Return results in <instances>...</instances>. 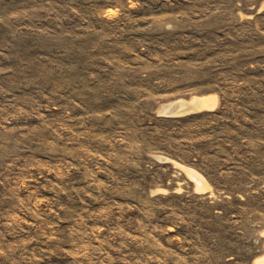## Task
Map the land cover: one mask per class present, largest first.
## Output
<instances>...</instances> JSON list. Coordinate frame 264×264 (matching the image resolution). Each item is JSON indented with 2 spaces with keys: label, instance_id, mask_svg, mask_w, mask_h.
Returning <instances> with one entry per match:
<instances>
[{
  "label": "rangeland",
  "instance_id": "374dc122",
  "mask_svg": "<svg viewBox=\"0 0 264 264\" xmlns=\"http://www.w3.org/2000/svg\"><path fill=\"white\" fill-rule=\"evenodd\" d=\"M0 264H264V0H0Z\"/></svg>",
  "mask_w": 264,
  "mask_h": 264
},
{
  "label": "bare ground",
  "instance_id": "6f19581e",
  "mask_svg": "<svg viewBox=\"0 0 264 264\" xmlns=\"http://www.w3.org/2000/svg\"><path fill=\"white\" fill-rule=\"evenodd\" d=\"M176 103V102H175ZM178 103V107L180 109H183L185 111V113H189V112H194V111H199V110H205V109H209L212 108L214 106V102L212 99H200V98H195L190 102H186V101H179ZM174 104V103H172ZM175 105V104H174ZM170 106V105H169ZM164 107H168L164 106ZM161 112V111H160ZM164 115V114H163ZM193 176L197 177V179L200 178L201 181V177L198 174H194ZM203 182V181H202Z\"/></svg>",
  "mask_w": 264,
  "mask_h": 264
},
{
  "label": "water",
  "instance_id": "95a60500",
  "mask_svg": "<svg viewBox=\"0 0 264 264\" xmlns=\"http://www.w3.org/2000/svg\"><path fill=\"white\" fill-rule=\"evenodd\" d=\"M161 112L164 115H171V116L185 113V111L183 109H180L177 105L163 107Z\"/></svg>",
  "mask_w": 264,
  "mask_h": 264
}]
</instances>
